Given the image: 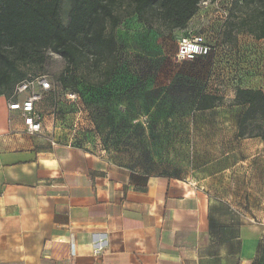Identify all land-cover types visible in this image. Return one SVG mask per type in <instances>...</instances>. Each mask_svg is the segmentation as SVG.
<instances>
[{
  "label": "crops",
  "instance_id": "obj_1",
  "mask_svg": "<svg viewBox=\"0 0 264 264\" xmlns=\"http://www.w3.org/2000/svg\"><path fill=\"white\" fill-rule=\"evenodd\" d=\"M210 11L215 12L200 8L181 32L191 36L193 20ZM221 28L220 18L211 27L216 39ZM207 33L194 35L207 38ZM216 41L207 38L215 50L202 85H171L158 76L146 93L158 94L151 108L158 115L187 116L184 122L150 123L153 131L194 132L191 144H160L163 150L151 154L150 162L167 163L165 168L121 166L103 152L75 144L53 108L52 122L41 111L43 131L28 134L23 119L0 96V264H264L262 225L238 217L231 197L261 198L264 185L259 173L236 171L244 162L231 165L223 154L230 137L264 140L239 138L246 106L197 110L199 94L223 97L220 90L209 92L210 86L229 83L219 74L229 60L216 55ZM256 63L251 66H264ZM233 74L231 99L240 86L264 91V79ZM199 131L205 142L199 143Z\"/></svg>",
  "mask_w": 264,
  "mask_h": 264
},
{
  "label": "trees",
  "instance_id": "obj_2",
  "mask_svg": "<svg viewBox=\"0 0 264 264\" xmlns=\"http://www.w3.org/2000/svg\"><path fill=\"white\" fill-rule=\"evenodd\" d=\"M204 1L207 0H68L69 11L65 22L64 0H0V96L9 99L16 86L29 78L21 66L40 64L45 52L53 53L64 58L68 64V68L57 78L59 88L61 85L68 90L66 94L81 95L97 128H108L115 120L109 103L128 99L135 89L142 94L148 93L158 77L152 73L154 63L144 59L132 82L136 88H123V85L127 87V82L116 77L119 66L116 61L117 30L124 20L136 16L137 22L150 28L156 23L169 33L183 31L198 14ZM231 4L228 23L239 17L236 24H231L238 32L246 33L257 41L264 40V0H244L242 3L231 0ZM213 53L214 50L207 56L185 62L187 72H194L200 78L192 85L203 84ZM86 67L93 68L98 75L95 82L78 76ZM83 83L93 85L94 90H89ZM81 84L85 90L88 89L87 92H79ZM199 96L198 111L223 106L221 97ZM55 106V114L63 119L60 121L62 124H66L67 117L73 115L72 109L58 100ZM231 106L247 107L240 120L239 138L264 140V91L240 86Z\"/></svg>",
  "mask_w": 264,
  "mask_h": 264
},
{
  "label": "rangeland",
  "instance_id": "obj_3",
  "mask_svg": "<svg viewBox=\"0 0 264 264\" xmlns=\"http://www.w3.org/2000/svg\"><path fill=\"white\" fill-rule=\"evenodd\" d=\"M68 11V0H64L63 18L65 22L67 21ZM239 16H241L240 13ZM220 18V14L217 15L213 11L209 13L203 12L193 20L190 24V28L193 29L192 35L204 30V32H208L207 35L205 34L207 38L218 40V43L217 41L214 42L218 44L216 55L220 58L222 56L224 60H229L226 66L219 72V74L229 77V83L226 85L223 83L221 85H218V83L211 84L209 92L216 93L217 91L215 90H220L223 95V97H221L223 99L222 105L231 108L233 99H231L230 96L232 91L236 88V83H232L230 75L233 76L234 72L237 74V78L241 79L244 75L246 76L245 78H250V74H254L253 77L264 79V66L261 68L258 66H251L253 60H256L259 65L260 62L264 61V45L262 46V42L256 43L252 36L243 32H238L237 29L231 25L233 23L236 24L239 17L233 18L231 24L228 23L225 28H221L219 30L220 38L216 39L218 33L216 32L213 36L211 27L214 23L219 22ZM152 26L153 27L150 28L148 25L145 26L143 23L137 22L135 16L126 18L117 30L118 52L116 54V61L119 66L116 77H118L119 80H123V82H127V87L123 85V88H128L129 90L136 88L132 85V82L136 79V71H138L141 66L140 63L143 59L154 63V71L152 73H156L157 76L171 81V85L185 84L190 86L195 84V81L200 80L198 74L195 75L194 72H187V63L181 64L175 59L177 43L181 37L188 36V33L181 31L169 33L165 31L163 27L160 28L156 23H153ZM197 30L199 32H197ZM225 42H229V44L237 42L235 45L238 46H234L233 48L232 46H224ZM238 50L240 51V55ZM234 51L235 54L233 53ZM148 55H151V57L148 58ZM234 64L236 68L233 66ZM67 68L68 64L64 58L49 52H45L42 63L35 66H21V69L27 73V77L45 75L48 76L53 84L58 83L57 78ZM92 69L91 67L83 68L78 73V76L84 77L90 82H95V80L98 79V75L94 73ZM196 70L199 71L198 68ZM184 71L187 73H184ZM248 84L249 83L246 82L245 85L248 86ZM83 85L87 88L89 87V90H94L93 85H87L85 83H83ZM87 90L82 87V84L80 85L79 92L85 93ZM136 91L135 89V93L130 94L128 99L115 100L113 103H109V108H111L110 111L114 113L113 118L115 120H113V122L111 121V123H113L111 124V129V125H109L108 128L104 126L105 128L101 129L97 128L89 106L83 104L80 98L81 95L78 96L82 108V112L79 114L77 112V106H75L76 104L65 100L64 95L68 90L62 88L60 85L58 101L67 105V108L70 107L73 112V115L66 121V124H69L67 127L70 130L68 131V135L72 137L75 144L103 152V154L113 158L117 164L121 166H140L147 170H155L157 167L165 168L167 163L157 164L150 162L152 158L151 154L157 152V150H159L158 147H161L163 150L164 146L160 144L165 146H169L173 143H183L184 145L191 144L194 138V132L153 131L151 129L152 127L149 126L150 123L158 121L184 122L187 121V116H160L157 111L151 110L152 107L156 106L157 100H154V97H158V94L148 95ZM54 104V99L49 95L47 98H43L38 106V109L46 114L47 122H52L50 117L51 114H48V111L54 108ZM189 117L194 119L195 115ZM208 120L214 122L211 118H208ZM229 128V130L232 131V127ZM132 130L135 131L133 132ZM198 137L199 143L206 141L204 132L199 131ZM210 143L212 142L210 141ZM153 147L155 149H153ZM223 150V154L228 155V160L231 161V165H238L240 162H244V164H239L237 168H235L236 171H240L241 173V171L250 172L252 170L254 174L259 173V179L264 185V143L261 144L260 141L243 142L239 139H234L233 136L230 137L228 146H226V148L223 147ZM234 173L232 177H234ZM247 184L250 186V182ZM202 185L204 189L207 188L206 184ZM231 197L232 202L235 203V206L238 208V217L247 221L253 220L261 224V228L264 232V196L260 198L247 193V195L236 194V196Z\"/></svg>",
  "mask_w": 264,
  "mask_h": 264
},
{
  "label": "built area",
  "instance_id": "obj_4",
  "mask_svg": "<svg viewBox=\"0 0 264 264\" xmlns=\"http://www.w3.org/2000/svg\"><path fill=\"white\" fill-rule=\"evenodd\" d=\"M244 0H240L242 3ZM231 0L227 2L222 0H207L201 3L200 8L206 10L212 7L217 14H220L223 26L229 21V8H231ZM215 47L207 42L204 35H191L181 38L177 43L175 59L177 62L194 61L197 57L209 55ZM49 94L54 99V114L56 111V102L59 98V86L53 84L48 76L40 75L29 77L20 82L13 93L7 99L8 109L17 112L24 121L26 133L31 135L40 134L43 131L44 116L38 109V105L42 102L44 96ZM65 100L75 103L77 112L81 114L82 108L79 98L76 94H65ZM58 142L52 140V145Z\"/></svg>",
  "mask_w": 264,
  "mask_h": 264
}]
</instances>
